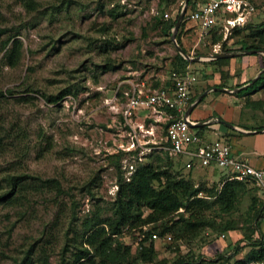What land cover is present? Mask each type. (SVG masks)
Wrapping results in <instances>:
<instances>
[{"label": "rangeland", "instance_id": "1", "mask_svg": "<svg viewBox=\"0 0 264 264\" xmlns=\"http://www.w3.org/2000/svg\"><path fill=\"white\" fill-rule=\"evenodd\" d=\"M24 1L0 0V30L5 31L0 37V90H14V94L0 99V197L10 192L12 178L26 175L55 179L63 193L23 178L15 197L0 201V264H23L29 260L32 264H74L75 250L70 245L80 234V222L90 217L96 207L104 209L102 215L110 214L108 206L115 198L118 171L105 154L122 135L123 141L128 137L113 101L117 99L122 105L125 93L140 83L145 84L144 91L167 86L161 79L169 78L170 63L177 51L171 35L168 37L160 29L154 17L162 10L167 17L175 18L184 0H166L167 4L161 6L159 0H34L31 11ZM252 1L256 8L249 22L259 24L264 21V0ZM198 34V28L189 23L180 33L182 46L190 53L192 50V55L204 51L209 41V33L199 42ZM230 34H222L226 43L223 48L228 51L219 43L212 48L213 53L241 54L235 50L238 46H234ZM10 38L22 43L15 67L6 61L11 43L2 47ZM106 65L108 71L103 70ZM156 82L160 83L159 88L155 87ZM64 89L77 91L76 97L66 95L56 104L46 103L43 95L55 96ZM256 95L251 96V103L264 102V92ZM238 104L246 125H264V106L248 109L244 99H239ZM154 113L151 110L144 114L148 115L145 121L143 115L132 117L131 122L137 119L148 128ZM165 123H154L156 152L160 151ZM221 131L228 129L222 127ZM137 132L141 138L143 132ZM258 135L244 137L239 145L249 151L254 168L264 169V157L257 158L253 153L255 142L264 141L263 134ZM205 138L216 139L213 133H207ZM171 157L173 171L185 173L190 169L187 157ZM146 161L143 158L142 163ZM211 170L215 172L195 171L193 182L220 188L222 178L229 175L222 169ZM88 184L92 185L93 196L86 190ZM256 194L260 202L264 201L260 188ZM242 198L230 217L237 223L250 224L252 215L247 208L251 198ZM72 213H76L74 219ZM217 214L213 210L207 213L216 222L227 219L222 216L219 220ZM259 228L252 239L264 242V219ZM212 232L206 230L201 238L184 244L182 253L190 251L197 260L214 258L210 246L214 243L223 250L232 236L228 232L221 238L222 233ZM237 235L239 240L242 233ZM121 241L134 253L137 232L126 233ZM166 241L158 237V258L150 264H170L176 259ZM239 247V258L250 250L245 242Z\"/></svg>", "mask_w": 264, "mask_h": 264}, {"label": "trees", "instance_id": "2", "mask_svg": "<svg viewBox=\"0 0 264 264\" xmlns=\"http://www.w3.org/2000/svg\"><path fill=\"white\" fill-rule=\"evenodd\" d=\"M204 1L189 0L187 11L196 9ZM24 4L27 10H34V0H25ZM166 4V0H159V6ZM165 14L166 12L159 10L156 15L157 17H154L155 23L170 37L177 15L175 18L167 17L164 19L163 16ZM188 22L184 17L176 35V40L183 51L190 55L182 46L180 37L182 29ZM4 33V30H0V37ZM222 34L220 25H214L209 31V41L204 47V51L196 52L192 56L214 55L215 53H213L212 48L219 43L222 44V49H224L223 46L226 43L222 41ZM229 38L232 41L235 40L233 44L234 46H238L235 50L241 53L245 51H264V21L259 24L248 21V23L241 27H235L232 29ZM9 43H11V47L6 54V61L10 67H15L21 55L22 43L18 39L12 40L10 38L3 42L2 47L5 48ZM224 51L228 50L224 49ZM253 54L260 59V69H263L264 56L258 53ZM230 60L231 58H221L208 62L190 63L176 53L170 63V80L168 79L167 86L171 85L173 73H183L188 70L190 65H195V67L199 68H194L191 71L192 74L200 75L203 80H212L214 74L217 73L219 75V82L203 85L198 92L195 91L191 96L190 103L201 92L212 87L227 88L230 90L241 88L249 83L250 80L233 84L232 80H237L240 73L235 70L231 75L228 69H223L229 65ZM208 66L212 69L210 74H207L205 70L200 71V67L205 69ZM103 70L108 71L109 65L103 67ZM159 86L160 83L156 82L155 87L159 88ZM260 92H264V73L252 85L233 95L237 98L244 99L245 106L248 109H257L258 107L262 109L264 102L258 101L251 103L250 101L252 100L251 96ZM12 94H14V90H7L6 92L0 90V99ZM66 95L76 97L77 91L64 89L55 96L43 95V97L46 103L56 104ZM20 100H24V98ZM167 112L172 114L173 117L163 125L164 135L167 126L178 118L173 111L167 110ZM120 119L124 124L122 116ZM125 128L127 127L125 126ZM244 129L249 130L247 128ZM262 129H264V125L253 127L250 130L259 131ZM194 130L200 135V128H195ZM158 146L162 147L159 149L160 151L156 152L157 149L154 148L151 153L144 156L149 162H137L135 171L129 180H125L121 170L120 160L124 153L105 154L108 162L118 171L115 198L108 206L110 214L104 216L102 215L104 209L96 207L90 217H86L80 222V234L76 235V238L70 245L75 250L72 254L74 256V264L156 263V259L158 258V252L155 247L156 241L148 240L152 234H156L159 239L163 238L165 241V238L170 236L171 239L166 241L168 243V250L177 255L176 259L170 264H247L262 260L264 258V242L261 239L253 240L252 236H254L257 230H260L259 226L264 219V201H259L256 194L259 188L254 182L250 179L241 181L236 179L230 180L228 176L222 178L220 188H217L215 185L209 186L205 183L195 184L193 182V174L197 171L196 169L200 168L206 171L207 168L201 167L190 157L178 155L189 159L188 165L190 169L187 168L185 173H182L180 170L173 171L175 164L171 157L172 155L170 156L167 150H164L167 144L162 142ZM154 147H157V145ZM132 154L137 155V150L132 152ZM23 178L30 179L37 184L40 182V186L53 187L58 194L63 193L60 183L55 179L41 180L39 177L26 175L24 177L12 178L10 192L8 191V193L3 194L0 197V201H5V199L11 196L15 197L18 193L17 188L19 189V184L23 182ZM91 187V184L86 185V190L89 193ZM250 193L252 195H249ZM90 195L93 196L92 193ZM245 196H248L249 199L251 198L247 208V212L252 215L253 222L250 224L237 223L230 217L233 211H236L241 198ZM257 202L259 203L258 207H256ZM212 210L213 212L217 211L219 213L216 215L219 220L222 216L223 218L227 216V219L216 222L213 217L210 218L207 215ZM75 214L72 213L73 219L75 218ZM143 227H147L148 231L143 241L138 243L135 252L132 253L131 247L121 241L122 237L126 233L131 234L137 232V235L142 234ZM206 230H209V232L218 231L222 234L232 231L237 233L241 232L242 237L229 249L230 251L227 249L221 253L217 252L214 258L203 259L200 257L197 260L196 258L198 257L193 256L190 251L183 254L181 251L182 246L184 244H191L193 240L201 238L202 233ZM261 237L262 233L260 232ZM243 242L249 246L250 250L242 259L236 260L234 258L240 252L239 245ZM208 244H211L210 240H208ZM23 264H32V262L29 260Z\"/></svg>", "mask_w": 264, "mask_h": 264}, {"label": "built area", "instance_id": "3", "mask_svg": "<svg viewBox=\"0 0 264 264\" xmlns=\"http://www.w3.org/2000/svg\"><path fill=\"white\" fill-rule=\"evenodd\" d=\"M255 12L252 0H205L194 10H188L185 19L194 22L199 30L198 39L201 40L208 35L214 25L219 24L224 37H227L233 28L241 27L248 23ZM167 18V15H164ZM197 80V75L189 70L183 73L172 74L170 86L159 89L147 90L133 86L130 92L125 93L124 103L121 105L118 100L113 101L114 111L120 113L124 119L123 126L127 127V141L121 140V136L113 145L110 155L123 152L120 160L121 170L125 180H129L135 171L136 162H142L145 155L158 149L154 139L153 130H147L142 125H134L132 117L137 110H152L155 113L165 115V122L173 117L167 110L173 111L177 119L172 121L166 128L162 142L167 146L169 155H184L195 160L201 167L225 170L229 179L244 180L250 179L264 193V169H256L249 165L244 159H237L232 155L231 146L222 140L208 141L195 133L188 123L186 116L187 109L192 104L191 88ZM120 106H119V105ZM188 119V120H187ZM190 121V120H189ZM192 123V122H191ZM140 129L142 137L139 138L137 130ZM120 136V135H118ZM148 137V139H146ZM123 141V142H122ZM159 148H162L159 146ZM137 150V155L132 152ZM117 190V187H115ZM147 227H143V233L137 235V243L145 238ZM224 238V235H221ZM170 240V236L166 237ZM149 241L158 240L156 234H152ZM264 246V244H263ZM247 264H264V258L258 262Z\"/></svg>", "mask_w": 264, "mask_h": 264}, {"label": "crops", "instance_id": "4", "mask_svg": "<svg viewBox=\"0 0 264 264\" xmlns=\"http://www.w3.org/2000/svg\"><path fill=\"white\" fill-rule=\"evenodd\" d=\"M188 23L197 27V25L194 22L189 21ZM198 38L199 37L197 36L196 39H198ZM199 41L200 40L198 39V42ZM199 44L200 43H197V42L195 43L196 46H199ZM215 51L217 52V50H215ZM191 53H193L192 50H191ZM241 54H243V55L234 54L233 56L229 57V58H231L229 65L227 67L223 68L226 70L228 69L229 74H231V75L233 74V72H235V70L238 73H240L239 78L237 80L236 79L232 80L233 84H235L236 82L243 83V82H246L248 80L251 81L262 70V69H260V65H261L260 59L256 56H254L253 53H244L243 52ZM189 56L193 57L192 54ZM204 57H207V56H204ZM204 62H208V61H204ZM190 63H196V62H190ZM197 63H201V62H197ZM192 68L198 69L199 67H195V65H190L188 67V70L191 72L193 70ZM203 70H205L207 74H210L212 69L209 66L206 67L205 69L203 67H200V71H203ZM196 75H197V80L191 88V96L195 93V91L198 92L199 89L203 85H205L206 83L212 82V83L216 84L219 82V75L217 73L214 74V77L212 78V80H203L200 75H198V74H196ZM168 79L170 80V78H168V76H167V79H165V77L161 79L163 84H165V86L167 85ZM136 86L138 88H141V89H145L144 87H146L144 83H140V85H136ZM212 88H216V87H212ZM212 88H209V89H212ZM209 89H206V90H209ZM225 89H227V88H225ZM206 90H204V91H206ZM203 92H201V93H203ZM254 96H257V95L254 94ZM203 99H202L203 101L201 100L202 102H199L193 108V110L191 111V113L189 115V120L193 124L199 123V122H204V121H208L209 123L206 125H202L200 127H191L193 129V131L195 133L199 134L194 129L200 128L201 129L200 130V136L203 137L204 139H206L205 135L207 133H213V135L216 137V139H214V140L226 141L231 146L232 155L235 158L244 159L249 163V165H251L250 163H252V158H250L249 151L247 149H245L244 146L239 145L240 141H242L243 138L246 136H252V135L253 136H259L258 134H263V136H264V129L259 130V131L250 130L253 127L246 125L247 123L245 121H242V118H241L242 112H241L240 106L238 104L239 99H241V98H237L231 93L221 92V91H217V90H210L203 97ZM148 111H151V110L141 109V110L135 111L134 115H133V119L136 117L139 118V116L143 115L144 119H142V120L145 121V119L147 118L146 116H148V115H146L144 117V114H147ZM154 114H155V116H153L152 123L150 121V123L148 124V128L145 127V129H147V130L151 129V130H153L154 134H156V126L157 125L154 123H157V122L162 121V120L164 121L165 115L159 114V113H154ZM150 118H151V116H150ZM219 120H222L226 123L233 125L234 129L228 128L227 126L221 124L220 122H218ZM141 122L137 121V119H136L133 122V124L134 125H142ZM242 123H244V124H242ZM222 127H225L226 129H228V131L223 133L221 131ZM244 128H247L249 130H246ZM232 132H234V133H232ZM219 133H221L222 135H219ZM154 139H155V135H154ZM214 140H208V141H214ZM234 145H236V147H234ZM262 146H264V141L260 142L259 140H257L255 142L254 150H253L255 157H257V158L264 157V150L261 149ZM252 167H254V166H252ZM196 170L199 172L202 171V169H200V168H197ZM207 171L212 172V173L215 172L214 170H211V169H207ZM263 200H264V198H263ZM229 234H231V236H232V241L230 242V244H226L225 247H223V250H222L221 246H219L217 244L214 245V243L212 244V247L210 246L211 251L214 255L217 252L221 253L224 250L231 249V247L234 246V244L237 242V240H238L237 232L232 231L231 233L229 232ZM221 235H224V234H221ZM224 238H225V235H224ZM237 256H235L236 260L243 258V257L239 258Z\"/></svg>", "mask_w": 264, "mask_h": 264}, {"label": "water", "instance_id": "5", "mask_svg": "<svg viewBox=\"0 0 264 264\" xmlns=\"http://www.w3.org/2000/svg\"><path fill=\"white\" fill-rule=\"evenodd\" d=\"M188 2L189 0H184V4H183V7L179 13V15L177 16V19L175 21V24H174V27L172 29V33H171V40L173 42V45L177 51V53L179 55L182 56L183 59H185L186 61L188 62H204V61H210V60H217V59H221V58H229L231 56H233L234 54H229V53H218V54H215V55H212L210 57H191L189 55H187L183 49L181 48V46H179V44L176 42V39H175V34H176V31L178 30L186 12H187V6H188ZM244 53H261L264 55V51H248V52H244ZM264 73V68L256 75V77H254L248 84L242 86L241 88H237V89H233V90H230V89H225V88H212V89H209V90H206L204 91L203 93H201L199 96H197L195 98V100L192 102V104L189 106V108L187 109V112H186V116L189 117L191 111L193 110V108L199 103L201 102V100L203 99V97L210 91V90H217V91H221V92H226V93H231V94H234L236 92H239L240 90L242 89H246L247 87H249L250 85H252L260 76L261 74ZM188 120V119H187ZM218 122H220L221 124L227 126L228 128H233V125L229 124V123H226L222 120H219ZM188 123L191 127H200L202 125H206L208 124L209 122L208 121H204V122H199V123H191V121L188 120Z\"/></svg>", "mask_w": 264, "mask_h": 264}]
</instances>
